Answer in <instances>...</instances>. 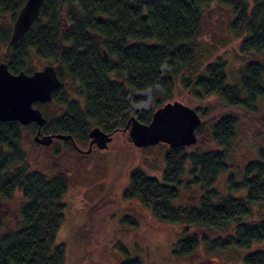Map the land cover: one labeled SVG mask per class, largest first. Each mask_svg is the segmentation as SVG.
I'll return each mask as SVG.
<instances>
[{"label":"trees","instance_id":"trees-1","mask_svg":"<svg viewBox=\"0 0 264 264\" xmlns=\"http://www.w3.org/2000/svg\"><path fill=\"white\" fill-rule=\"evenodd\" d=\"M24 2L0 0L1 61L11 73L30 74L31 59L54 66L61 84L48 103L61 112L45 116L41 107L48 103L33 104L46 118L42 134L71 135L76 146L87 145L88 132L95 126L114 134L128 121L129 93L154 86L163 91L156 107L173 100L176 86L196 98L216 97L227 110L211 126L209 139L216 148L166 147L159 179L132 168L121 198L137 200L154 220L174 227V254L188 255L202 241L211 249H240L245 253L243 264H264V189L258 184L264 156L244 166L239 182L228 176L229 193L221 195L216 187L228 167L235 112L253 108L257 98L264 97V65L254 60L244 63L237 84L227 82L220 58L191 70L197 63L202 14L213 3L231 10L230 29L239 39V51L263 57L264 2L43 0L33 24L9 45L13 21ZM164 64L169 70L162 76ZM185 70L191 72L186 76ZM64 81L71 87L76 84L81 102L71 98ZM136 119L147 124L151 112ZM201 128L200 120L196 136L202 134ZM24 129L35 134L36 125L0 122V201L15 194L20 198L14 225L0 230V264H63L66 244L58 235L69 182L63 173L46 175L29 167L21 150ZM64 143L74 149L71 141ZM185 190L189 194L182 203ZM255 244L262 247L247 252ZM120 264L142 263L133 256Z\"/></svg>","mask_w":264,"mask_h":264},{"label":"rangeland","instance_id":"rangeland-1","mask_svg":"<svg viewBox=\"0 0 264 264\" xmlns=\"http://www.w3.org/2000/svg\"><path fill=\"white\" fill-rule=\"evenodd\" d=\"M231 20V10L216 3L203 12L196 40L197 63L191 70L203 62L206 64L220 58L225 64L227 82L237 84L244 63L254 60L264 65V56L239 51V39L230 29ZM2 50L0 48V61ZM29 64L28 73H32L48 63L31 59ZM168 70L165 64L162 65V76ZM188 72L191 71L185 70L184 74L187 76ZM63 85L68 87L71 98L82 101L76 84L71 87L68 81H64ZM185 90L176 86L173 100L189 106L199 115L202 134L197 136L195 145L205 150L216 148L209 139L211 126L227 110L216 97L196 98ZM162 92L159 86L131 91L127 96V117L136 118L147 111L152 113L157 105L155 100L162 98ZM41 110L49 117L61 112L53 103L46 104ZM234 115L235 137L229 146L228 167L216 181L221 195L229 193L226 187L228 176L238 182L244 166L264 156V97L257 98L253 108L238 109ZM127 135V131H117L106 149L94 147L90 153L82 154L64 141L54 140L49 146L34 143V134L29 129L21 130V150L29 167L46 175L63 173L69 182L63 198L65 220L58 235L66 244L63 264H120L133 256L142 264H243L241 259L245 253L240 249H211L209 243L202 241L188 255L174 254L177 238L174 227L154 220L137 200L121 198L130 169L137 167L159 179L167 147L156 144L137 148L128 141ZM87 146L77 145L80 150H86ZM188 194L185 190L179 201L186 202ZM19 204L17 194L9 201H0V230L14 225ZM261 247L252 245L247 252Z\"/></svg>","mask_w":264,"mask_h":264},{"label":"water","instance_id":"water-1","mask_svg":"<svg viewBox=\"0 0 264 264\" xmlns=\"http://www.w3.org/2000/svg\"><path fill=\"white\" fill-rule=\"evenodd\" d=\"M42 2L43 0H25L13 21L9 45L15 44L33 24ZM60 84L55 68L50 64L27 74L23 71L11 73L7 64L0 61V122L16 121L22 126L34 123L36 132L32 141L42 146H49L57 140L71 141L75 150L82 154L90 153L94 147L106 149L113 134L104 133L97 126L88 132L86 150H80L71 135L41 133L46 118L33 104L50 102L53 91ZM199 124L200 118L194 109L171 100L155 108L147 124H141L136 118L130 117L121 131L128 130L127 139L137 148L158 143H163L168 148L189 147L196 144L195 129Z\"/></svg>","mask_w":264,"mask_h":264},{"label":"flooded vegetation","instance_id":"flooded-vegetation-1","mask_svg":"<svg viewBox=\"0 0 264 264\" xmlns=\"http://www.w3.org/2000/svg\"><path fill=\"white\" fill-rule=\"evenodd\" d=\"M122 130V128L121 129H119L118 131H121ZM127 132H128V130H126ZM75 149V148H74ZM254 176H256V174L254 175ZM242 177V176H241ZM241 179V178H240ZM240 181V180H239ZM238 181V182H239ZM258 184L264 189V173L263 174H260L259 175V182H258ZM241 191H243V193L245 194V192H246V190H241Z\"/></svg>","mask_w":264,"mask_h":264},{"label":"bare ground","instance_id":"bare-ground-1","mask_svg":"<svg viewBox=\"0 0 264 264\" xmlns=\"http://www.w3.org/2000/svg\"><path fill=\"white\" fill-rule=\"evenodd\" d=\"M197 137V136H196ZM158 144H163V143H158ZM144 148V147H143Z\"/></svg>","mask_w":264,"mask_h":264}]
</instances>
